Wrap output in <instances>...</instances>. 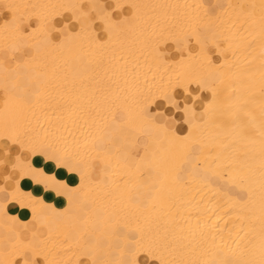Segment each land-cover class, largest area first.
<instances>
[{"label":"bare ground","instance_id":"bare-ground-1","mask_svg":"<svg viewBox=\"0 0 264 264\" xmlns=\"http://www.w3.org/2000/svg\"><path fill=\"white\" fill-rule=\"evenodd\" d=\"M262 49L264 0H0V264H264Z\"/></svg>","mask_w":264,"mask_h":264},{"label":"crops","instance_id":"crops-1","mask_svg":"<svg viewBox=\"0 0 264 264\" xmlns=\"http://www.w3.org/2000/svg\"><path fill=\"white\" fill-rule=\"evenodd\" d=\"M112 5V4H111ZM110 5V6H111ZM29 54V52H27L26 53V55H28ZM22 57H20L19 59H21ZM1 69V68H0ZM26 73H28V70L26 69ZM6 86L7 87H13V84H12V82H8L7 84H6ZM151 147H153L152 145H150ZM132 151H140L139 149H132ZM52 158H53V160H54V158L56 157V155L55 154H52ZM36 159V160H35ZM39 160V157L38 156H35L33 159H32V161H33V163L36 165V166H40V167H43V169L46 171V172H48V173H54L55 174V176L58 178V179H63L65 182H66V184H69V185H71V184H74L75 182H76V176L74 175V174H70V173H68L65 169H63V170H61V168L59 169L58 167H56L53 163H51V162H46L43 158H41L40 157V160ZM43 162V163H42ZM42 163V164H41ZM53 164V165H52ZM63 167L64 168H70L71 167V163L70 162H68V161H63ZM47 168V169H46ZM49 168V169H48ZM51 170V171H50ZM58 170V171H57ZM77 170V169H76ZM80 169H78L77 171H79ZM63 171V172H62ZM56 173H60V174H62V175H60V174H56ZM68 174H69V176H68ZM61 177H60V176ZM65 176V177H64ZM68 177V178H67ZM65 178V179H64ZM75 180H74V179ZM71 179V180H70ZM30 180H32L30 177H28V176H26V178L22 181V185L25 187V188H29L30 187V189L35 193L36 192V194H41L43 197H45V199L47 200V201H51V202H53L54 204H56V205H58V206H61V205H63V202H64V196L63 195H61V194H56V192H54V190L53 189H51V188H45L44 187V185L42 184V183H40V182H37L38 183V185L40 186V188H39V186H35V184L32 182V181H30ZM71 182H70V181ZM74 183H73V182ZM69 182V183H68ZM37 183H36V185H37ZM25 184V185H24ZM28 186V187H27ZM39 188V189H38ZM36 190V191H35ZM41 190V191H40ZM39 193H38V192ZM45 191V192H44ZM47 192V193H46ZM43 193H45V194H43ZM51 194V195H50ZM47 196V197H46ZM57 196V197H56ZM56 197V198H55ZM58 199V200H57ZM63 199V201L61 202V200ZM9 211L10 212H12V213H15V214H18V216L21 218V219H26V218H28V216H29V212L28 211H26V210H24V209H21V208H19V207H16L14 204L12 205V204H10L9 205Z\"/></svg>","mask_w":264,"mask_h":264},{"label":"rangeland","instance_id":"rangeland-1","mask_svg":"<svg viewBox=\"0 0 264 264\" xmlns=\"http://www.w3.org/2000/svg\"><path fill=\"white\" fill-rule=\"evenodd\" d=\"M213 32V31H212ZM215 37V38H214ZM207 38L209 39L210 37L209 36H207ZM219 38V34L218 33H216V31H215V33L213 32V33H211V38L210 39H214V40H217ZM209 39V40H210ZM171 55L173 56L174 55V53H171ZM172 58V57H171ZM166 61V60H165Z\"/></svg>","mask_w":264,"mask_h":264},{"label":"clouds","instance_id":"clouds-1","mask_svg":"<svg viewBox=\"0 0 264 264\" xmlns=\"http://www.w3.org/2000/svg\"><path fill=\"white\" fill-rule=\"evenodd\" d=\"M261 51L264 52V49H262Z\"/></svg>","mask_w":264,"mask_h":264}]
</instances>
